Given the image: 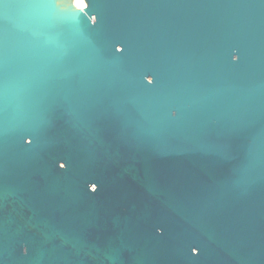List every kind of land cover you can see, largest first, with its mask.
I'll return each instance as SVG.
<instances>
[{"label": "water", "instance_id": "water-1", "mask_svg": "<svg viewBox=\"0 0 264 264\" xmlns=\"http://www.w3.org/2000/svg\"><path fill=\"white\" fill-rule=\"evenodd\" d=\"M0 264H264V0H4Z\"/></svg>", "mask_w": 264, "mask_h": 264}, {"label": "snow or ice", "instance_id": "snow-or-ice-1", "mask_svg": "<svg viewBox=\"0 0 264 264\" xmlns=\"http://www.w3.org/2000/svg\"><path fill=\"white\" fill-rule=\"evenodd\" d=\"M4 4V0H0V5H3ZM236 61V60H234ZM170 116H175L176 115V112L175 110H171L170 113H169ZM32 141H29L28 143H31ZM61 167H63V165H61ZM195 249V252L193 251ZM197 248H192V252L193 253H197L198 251L196 250Z\"/></svg>", "mask_w": 264, "mask_h": 264}, {"label": "clouds", "instance_id": "clouds-1", "mask_svg": "<svg viewBox=\"0 0 264 264\" xmlns=\"http://www.w3.org/2000/svg\"><path fill=\"white\" fill-rule=\"evenodd\" d=\"M74 3H76L77 6H79V4H80V0H74ZM233 59H235V57H233ZM193 251L195 252V249H194Z\"/></svg>", "mask_w": 264, "mask_h": 264}]
</instances>
